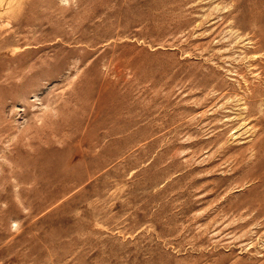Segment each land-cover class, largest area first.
<instances>
[{
  "label": "rangeland",
  "instance_id": "1",
  "mask_svg": "<svg viewBox=\"0 0 264 264\" xmlns=\"http://www.w3.org/2000/svg\"><path fill=\"white\" fill-rule=\"evenodd\" d=\"M263 94L264 0H0V264H264Z\"/></svg>",
  "mask_w": 264,
  "mask_h": 264
},
{
  "label": "bare ground",
  "instance_id": "2",
  "mask_svg": "<svg viewBox=\"0 0 264 264\" xmlns=\"http://www.w3.org/2000/svg\"><path fill=\"white\" fill-rule=\"evenodd\" d=\"M254 67V66H253ZM255 68H256V66H255ZM262 81V80H261ZM247 87V86H246ZM250 87V86H249ZM253 87V86H252ZM251 88V87H250ZM249 89V88H248ZM252 90H254V88L252 89ZM247 91V90H246ZM249 91H250V89H249ZM248 91V92H249ZM251 92V91H250ZM231 93V92H230ZM233 93V92H232ZM238 94V93H237ZM237 94H236V96H237ZM245 94V93H244ZM246 95V94H245ZM251 95V94H250ZM243 96V95H242ZM263 96H264V94H263ZM249 97V96H248ZM251 97V96H250ZM262 97V96H261ZM242 98H244V97H242ZM245 99V98H244ZM241 101V100H240ZM250 101V100H249ZM263 101V100H262ZM245 103V102H244ZM261 103V102H260ZM249 105V104H248ZM244 106V105H243ZM246 108H248V107H246ZM232 109V108H231ZM261 110V109H260ZM245 111V110H244ZM240 114H242V113H240ZM255 118V117H254ZM258 119V118H257ZM244 122H246V121H244ZM257 125V124H256ZM242 126V125H241ZM1 138V137H0ZM260 181V180H259Z\"/></svg>",
  "mask_w": 264,
  "mask_h": 264
}]
</instances>
